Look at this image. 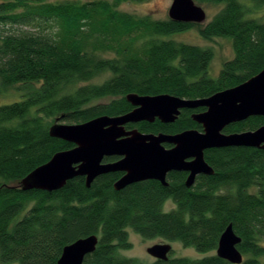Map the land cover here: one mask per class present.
I'll return each instance as SVG.
<instances>
[{
    "label": "trees",
    "instance_id": "obj_1",
    "mask_svg": "<svg viewBox=\"0 0 264 264\" xmlns=\"http://www.w3.org/2000/svg\"><path fill=\"white\" fill-rule=\"evenodd\" d=\"M145 0H0V96L19 99L0 105V263L57 264L65 246L92 235L99 242L83 264H142L121 256L132 243L127 229L144 239L180 242L207 254L232 224L242 242V264H264V150L228 147L206 153L215 174L192 188L178 173L168 186L150 180L121 191L119 173L85 177L54 192L23 191L19 184L39 166L74 144L52 138L59 119L80 124L134 109L128 94H170L203 99L233 88L264 69V23L242 0H195L220 6L205 26L153 20L117 8ZM256 6L264 0H252ZM7 26L22 28L7 31ZM32 27L27 30L24 27ZM200 29L205 39L231 40L234 58L210 75L213 51L174 36ZM105 77L96 82L97 78ZM109 100L108 103H98ZM264 125L252 117L225 133ZM145 134H177L199 125L189 113L175 123L129 124ZM169 199L175 208L165 211ZM152 264H231L215 255L156 260Z\"/></svg>",
    "mask_w": 264,
    "mask_h": 264
},
{
    "label": "water",
    "instance_id": "obj_2",
    "mask_svg": "<svg viewBox=\"0 0 264 264\" xmlns=\"http://www.w3.org/2000/svg\"><path fill=\"white\" fill-rule=\"evenodd\" d=\"M169 18L175 22L203 24L206 11L195 0H173ZM127 101L134 109L120 116H100L80 124H59L50 127L52 138L74 144L69 150L54 154L50 161L39 166L19 184L23 191L41 190L54 192L77 178L85 177L87 187L100 176L124 172L114 189L147 180H157L167 186V174L186 171V186L192 187L198 175L212 176L215 171L205 159L208 149L248 147L264 150V125L253 131L226 134L224 129L252 117L264 118V69L244 83L203 99H183L170 94L141 96L128 94ZM205 107L193 120L203 131L186 130L177 134H145L127 129L129 124L142 122L172 124L183 109ZM174 145L167 149L164 145ZM119 156L121 160L105 162ZM192 159V161H187ZM99 242L97 235L81 238L64 247L57 264H83L94 253ZM242 242L230 224L222 233L216 255L231 264H242L243 254L238 249ZM171 244H157L147 249L156 260L167 261Z\"/></svg>",
    "mask_w": 264,
    "mask_h": 264
},
{
    "label": "rangeland",
    "instance_id": "obj_3",
    "mask_svg": "<svg viewBox=\"0 0 264 264\" xmlns=\"http://www.w3.org/2000/svg\"><path fill=\"white\" fill-rule=\"evenodd\" d=\"M54 1H80L87 2L92 0H54ZM173 0H145V1H130L121 4L117 9L126 13H130L134 16L138 17H150L153 20H164L168 19L169 8L172 4ZM197 5L201 6L207 14V19L203 24H197V26H205L209 23L213 16L219 11L220 6L210 4V3H198ZM242 3L246 8L251 9L253 12L248 18L257 19L260 22L264 23V5L256 6L253 4L252 0H242ZM22 27H10L7 26V31L19 30ZM27 30H34L32 27H24ZM5 29L0 27V31ZM174 38L177 41H182L188 44L197 45L203 48H209L213 51L214 58L210 66V75L216 78L221 72L224 64L234 58V51L232 47V42L226 38H213V39H205L200 34V29L198 27H194L188 32L181 33L175 35ZM105 77L101 76L97 78L95 81L100 82ZM19 94L11 90L8 93L2 94L0 96V105H5L7 103H11L17 99H19ZM109 100H103L98 103H108ZM59 124H73L69 122L59 121ZM134 129V128H133ZM130 130V129H129ZM175 208L174 204L171 202L166 203L164 209L165 211H170ZM129 234V240L132 243V248L129 250H120L119 253L121 256H125L128 258H133L138 260L142 264H152L156 261L154 257L149 255L147 249L157 244H171L172 251L170 254V258H178V257H188L191 259H200L206 256L215 255L216 250L209 252L207 254H202L197 252L194 248H186L180 242H168L163 239H144L139 234L135 233L132 229H127ZM2 264V263H0ZM16 264V263H14Z\"/></svg>",
    "mask_w": 264,
    "mask_h": 264
},
{
    "label": "flooded vegetation",
    "instance_id": "obj_4",
    "mask_svg": "<svg viewBox=\"0 0 264 264\" xmlns=\"http://www.w3.org/2000/svg\"><path fill=\"white\" fill-rule=\"evenodd\" d=\"M207 109L205 108V107H199V108H196V109H183L182 111H181V114L182 113H189V115L191 116V118H192V116L194 115V114H201V113H204L205 111H206ZM180 114V115H181ZM193 119V118H192ZM241 123V122H240ZM198 124V123H197ZM237 124V123H236ZM199 125V124H198ZM231 125H233V124H231ZM231 125H229V126H227L226 128H229ZM199 127L200 128H198V129H195V130H198V131H203V128H202V126L201 125H199ZM225 128V129H226ZM225 129H224V133H225ZM227 134V133H226ZM167 149H171V148H173L174 147V145H171V144H165L164 145ZM228 148V147H227ZM221 149V148H220ZM212 150H217V149H208V150H206L205 151V159H206V153L207 152H209V151H212ZM122 159V157H119V156H113V157H110V158H107V159H105V162H113V163H115V162H117V161H119V160H121ZM187 161H192V159H188ZM207 161V160H206ZM208 164H209V162H207ZM210 165V164H209ZM211 166V165H210ZM115 173H119L120 174V177H119V179L121 178V177H123L124 176V172H115ZM178 173H182V174H184V176L186 177L185 178V185H186V180H187V178H188V176H189V172H186V171H171V172H169L168 174H167V182H168V185H169V182H170V180L172 179V177H175V176H178ZM202 176H207V175H198L197 177H196V179H195V183H194V185L193 186H195L196 184H197V182L199 181V179L202 177ZM147 181H150V180H147ZM154 181H157V180H154ZM143 182V181H142ZM157 182H159V181H157ZM160 183V182H159ZM161 184V183H160ZM162 185V184H161ZM167 185V186H168ZM192 186V187H193ZM192 187H190V188H192ZM189 188V187H188ZM168 202H171V203H173L174 204V202H173V200L172 199H169L168 200ZM167 202V203H168Z\"/></svg>",
    "mask_w": 264,
    "mask_h": 264
}]
</instances>
